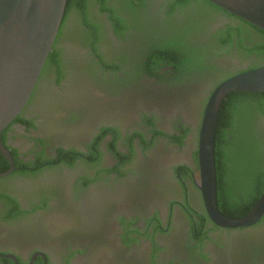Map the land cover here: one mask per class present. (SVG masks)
<instances>
[{"label": "flooded vegetation", "instance_id": "obj_1", "mask_svg": "<svg viewBox=\"0 0 264 264\" xmlns=\"http://www.w3.org/2000/svg\"><path fill=\"white\" fill-rule=\"evenodd\" d=\"M160 2L150 0L139 17L145 29L133 19L126 24L125 38L95 0L86 12L98 39L73 9L62 18L49 51L55 61L43 64L29 99L0 133L13 165L0 176V264H264V221L214 224L195 184L197 98L206 103L212 84L168 88L161 67L153 75L135 67L150 36L161 37L148 24L161 21ZM228 21L217 16L206 31ZM92 45L118 69L103 70ZM216 63L236 74L264 61L234 53ZM256 118L264 133V115ZM232 133L226 129L227 138ZM10 167L0 153V173ZM202 216L205 233L196 225Z\"/></svg>", "mask_w": 264, "mask_h": 264}, {"label": "trees", "instance_id": "obj_2", "mask_svg": "<svg viewBox=\"0 0 264 264\" xmlns=\"http://www.w3.org/2000/svg\"><path fill=\"white\" fill-rule=\"evenodd\" d=\"M95 1L100 12L107 13L113 31L120 38H125L126 24L132 19L143 29L147 22L139 17L153 5L150 0H119L118 7L113 8L107 6L105 0ZM86 3L88 0H67L63 18L73 9L77 24L92 31V39H98V27L88 20ZM155 10L158 14L161 12V21L149 20L148 24L155 26V34L161 28V37L151 35L147 45L140 48L141 53L135 55L138 61L134 64L138 71L149 75L155 74L161 67V83L168 88L175 84L183 87L206 80L212 84L208 97L218 83L234 74L229 67L217 64L216 58L223 54L255 53L263 55L264 61V31L208 0H161ZM217 16H226L230 21L207 32L206 26L216 22ZM61 28L62 22L56 39ZM91 48L100 58L103 70L118 69V64L112 63V60H101L94 45ZM141 54L145 56L143 60L138 58ZM52 61H55V54L51 51L44 67ZM162 67L168 68L163 70ZM197 100V107L202 112L205 101ZM263 104L264 91H231L220 103L215 128L216 207L227 217H242L248 213L264 190V133L257 127L256 121V114L264 115ZM227 128L234 133L231 138H227ZM175 141L181 142V139ZM58 151L64 150L60 147ZM68 162L71 164L72 160ZM263 221L264 215L256 224ZM196 225L201 233H205L200 230L204 225L203 216Z\"/></svg>", "mask_w": 264, "mask_h": 264}, {"label": "water", "instance_id": "obj_3", "mask_svg": "<svg viewBox=\"0 0 264 264\" xmlns=\"http://www.w3.org/2000/svg\"><path fill=\"white\" fill-rule=\"evenodd\" d=\"M67 0H0V133L29 99L59 30ZM264 31V0H208ZM231 91H264V65L233 74L210 93L198 133L199 189L209 219L226 228L247 227L264 215V190L242 217H227L216 207L215 128L223 98ZM0 153L11 164L0 141Z\"/></svg>", "mask_w": 264, "mask_h": 264}]
</instances>
